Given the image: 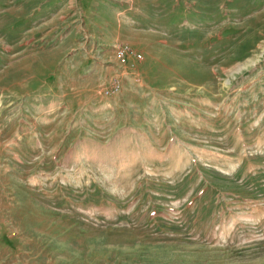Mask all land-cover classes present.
<instances>
[{
    "label": "rangeland",
    "instance_id": "1",
    "mask_svg": "<svg viewBox=\"0 0 264 264\" xmlns=\"http://www.w3.org/2000/svg\"><path fill=\"white\" fill-rule=\"evenodd\" d=\"M0 264H264V0H0Z\"/></svg>",
    "mask_w": 264,
    "mask_h": 264
},
{
    "label": "built area",
    "instance_id": "2",
    "mask_svg": "<svg viewBox=\"0 0 264 264\" xmlns=\"http://www.w3.org/2000/svg\"><path fill=\"white\" fill-rule=\"evenodd\" d=\"M116 50L118 52V55L120 56L119 58L123 65L128 64L131 59H135L138 61L144 59L143 54L140 51L133 49L130 45L122 44L118 46ZM121 87L122 86L119 83H116L114 85V91H120Z\"/></svg>",
    "mask_w": 264,
    "mask_h": 264
}]
</instances>
